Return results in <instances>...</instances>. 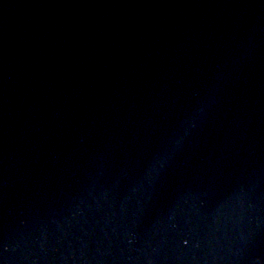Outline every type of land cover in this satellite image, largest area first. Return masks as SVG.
<instances>
[{
	"label": "water",
	"instance_id": "1",
	"mask_svg": "<svg viewBox=\"0 0 264 264\" xmlns=\"http://www.w3.org/2000/svg\"><path fill=\"white\" fill-rule=\"evenodd\" d=\"M0 264H264V0H0Z\"/></svg>",
	"mask_w": 264,
	"mask_h": 264
}]
</instances>
